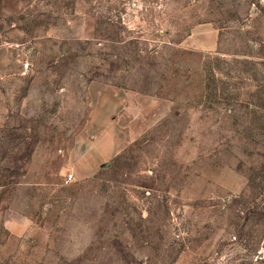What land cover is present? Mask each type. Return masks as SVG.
I'll return each instance as SVG.
<instances>
[{"label":"rangeland","instance_id":"374dc122","mask_svg":"<svg viewBox=\"0 0 264 264\" xmlns=\"http://www.w3.org/2000/svg\"><path fill=\"white\" fill-rule=\"evenodd\" d=\"M0 264H264V0H0Z\"/></svg>","mask_w":264,"mask_h":264},{"label":"built area","instance_id":"2783aa9c","mask_svg":"<svg viewBox=\"0 0 264 264\" xmlns=\"http://www.w3.org/2000/svg\"><path fill=\"white\" fill-rule=\"evenodd\" d=\"M23 68L26 70V69L28 68V64L25 63V64L23 65ZM71 179H72V175H68V177L66 178V181H65V182H69Z\"/></svg>","mask_w":264,"mask_h":264},{"label":"crops","instance_id":"0c3cea01","mask_svg":"<svg viewBox=\"0 0 264 264\" xmlns=\"http://www.w3.org/2000/svg\"><path fill=\"white\" fill-rule=\"evenodd\" d=\"M97 145H100V143L99 144H97ZM96 148V147H95ZM107 150H109V149H107L106 147H103L102 149H101V155L102 156H106L107 154H108V151Z\"/></svg>","mask_w":264,"mask_h":264}]
</instances>
